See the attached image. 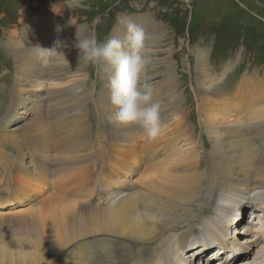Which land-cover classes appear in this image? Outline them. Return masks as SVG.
<instances>
[{
    "label": "bare ground",
    "instance_id": "1",
    "mask_svg": "<svg viewBox=\"0 0 264 264\" xmlns=\"http://www.w3.org/2000/svg\"><path fill=\"white\" fill-rule=\"evenodd\" d=\"M65 3V6L70 7L72 1ZM122 18L124 16L120 20ZM135 19L139 25L145 18L139 20L136 16ZM37 23L40 24L35 28ZM66 27L70 28L69 31L53 17L37 18L24 28L23 34L20 32L22 40L13 31L1 41V47L12 58L16 73V79L7 87V90L13 89L9 108L14 107V110L10 118L15 121L19 114L17 106L21 104L26 108L24 115L30 109L33 113L23 126L27 131L22 130V134L16 133L18 128L0 126V142L11 146L16 154L9 155L18 160L6 172L3 170L5 162L0 160V185L2 183L5 189L10 190L6 200H0V209H6L9 204L31 205L21 211L0 213V264H192L194 261L195 264H233L240 258H247L249 251L253 253L252 259L256 260L255 255L257 259L264 258V201L256 200L264 197L262 80L251 79L253 84L259 82L260 86H255V91L245 87L246 96L242 95L241 103L238 104L223 88L222 83L228 77L226 73L215 77L206 63L207 56L197 53L195 66L201 96L196 101V109L199 112V126L205 132L201 140L203 146H197L196 129L189 123L188 115L181 114V101L175 95L178 82H175L174 63L169 59L172 54H167L170 49H164L165 38L156 37L155 34V38L149 37L146 30L153 26L146 30L142 28L146 44L153 50V55H157L152 64L156 61L166 63L164 74L168 80L165 83L154 82L150 76L147 78L156 86L155 99L161 103V121L165 129L168 128V134L164 131L160 142L162 145L147 149L135 164H129L130 167L121 170L112 164L115 155L111 144L114 142L115 147L130 145L133 137L144 135L140 129L111 123V142L103 134H97L104 139L102 142L97 139L100 146L96 150L97 144L92 143L87 118L84 133L80 134L70 130L64 120L51 112L53 105L59 107L62 103L63 91L45 89V83L67 85L84 75L85 65H78L79 50L75 45L78 42L77 31L81 36L85 33L74 24L67 23ZM38 31L45 36L39 37L41 44L36 45V55L27 45L31 46L32 38L28 33L35 34ZM54 35L61 40L58 46L50 45ZM114 35L119 39L118 31L111 38ZM125 36L126 24L120 40H124ZM54 49L63 53L68 62L57 57L55 51H51ZM164 54H167L166 61L158 58ZM111 71L108 70L107 79ZM35 85L41 89H36ZM238 85L234 94L240 96L245 91L238 89ZM107 88L102 86L91 99L100 112V116L96 112L100 120L108 119L115 110L111 105L110 88ZM18 90L21 92H16ZM76 94L75 85L71 96ZM4 101H8V98ZM88 101L89 97L85 102ZM167 107L172 108L169 111ZM68 109L61 107V114ZM86 109L87 106L81 107L83 113H88ZM2 112L5 113L4 110ZM202 112L205 113V121H200ZM246 114L250 116L247 122ZM205 140L208 147L205 146ZM177 144L188 147L184 158H175ZM194 148H199L200 153L205 149L206 162L201 163L199 152L191 154ZM95 151L99 152L96 160ZM72 159L82 160L75 162ZM88 163L93 164V170L98 171V175L96 179L88 177L82 185L78 191L82 199L70 202L71 198H67L69 194L63 191L58 196L50 195L40 200L37 193L31 192V182H35L33 187L40 184L43 187L44 182L55 180L63 172L73 170L75 174ZM12 173L16 177L13 178ZM131 173H138V178L129 185L123 181ZM211 182L222 189L217 205V208H221L216 211L217 214H213L215 202L206 199L207 207L214 206L208 214L213 217L202 228L200 224L197 226L200 204L206 197L201 189ZM215 189L214 198L219 192L217 187ZM239 190H245L250 197L238 198L236 194ZM243 205L252 210L248 215L249 226L243 233L249 237L240 240L238 226L245 219L244 214L249 212ZM193 226H197L193 231H200L201 228L207 231L212 242L204 241V236L191 239L189 232ZM174 235L176 238L172 239ZM166 237L175 247V253L172 254L174 260L171 262L167 261V256L158 260L157 255ZM242 241H245L244 246ZM259 248L261 256L258 255ZM208 254L212 257L207 261ZM232 254H235L233 260L230 259ZM215 256L216 261L212 259Z\"/></svg>",
    "mask_w": 264,
    "mask_h": 264
},
{
    "label": "rangeland",
    "instance_id": "2",
    "mask_svg": "<svg viewBox=\"0 0 264 264\" xmlns=\"http://www.w3.org/2000/svg\"><path fill=\"white\" fill-rule=\"evenodd\" d=\"M67 1L72 0H0V85H2V88L0 87V102H3L0 105V126L3 128H6L5 126L15 127L18 128L15 130L16 133L22 134V130L27 131L23 126L27 123L29 119L28 117H30L33 112L30 109L29 112L24 115L23 112L26 108L24 104H21L17 106L19 114L17 113L18 116L15 121L10 118L14 110V107L9 108V102L11 99L10 94H12L13 89H7L16 79V73L14 72L12 58L7 50L1 47V41L10 33H13V31L15 35L19 34V40H22L23 35H20V32L23 34L24 28L33 24L37 18L53 17L55 21L61 23L62 26L65 27L66 31H69L70 29L69 27H66V24L69 23V20L71 19L75 23L74 25L80 27V30L85 33L84 36L79 34L82 39L89 35H95L97 39L101 41L111 38L116 31H118L119 35L117 36H119L120 39L123 35V26L125 24L127 25L128 22L133 21L132 23L138 25L135 17L137 16L139 20L145 18L138 26L144 29L153 26L151 29H145L149 34V37H154V34L159 38L163 36L166 42V47L164 49H170L167 54H172L169 59L174 63L175 82H178L175 95L181 101V114L188 115L189 123L196 129L197 134H195V137L197 139V146H203L201 140L202 137H205L204 130L199 126V112L196 109V101L197 99H200L201 96V87L198 83V75L195 66V57L197 53L200 52L207 56L206 63L209 65L215 77L221 73H226L228 77L222 83L223 88L227 93H230L231 99L238 104L241 103L242 95L246 96V88L250 91H255L260 86L259 82L253 84V82L250 81L251 79L255 80V78H260L262 80L261 82L264 83V0H256L261 5H258L255 0H80V3L83 6L72 8L65 6V2ZM122 16H124V18L120 20V17ZM125 17L127 18L125 19ZM116 22L119 23L116 24ZM39 24L40 23H37L35 28H38ZM52 33L54 32L52 31ZM28 34L32 38L31 46L27 45V47L29 50H34L35 54L38 55V47L36 45L41 44L39 37L45 35L41 31H38L35 34H30L29 32ZM113 38H115V35ZM60 43L61 40L58 36H52L50 45L58 46ZM167 54L158 56V58L165 59ZM155 56L157 55L154 54L153 59ZM165 66L166 63H157L156 61L149 66L147 77L150 76L154 82L165 83V81L168 80L166 74H164L167 69H164ZM107 72L98 71L90 65H85L83 69L84 75L72 83L57 86L55 82L45 83V89L53 88L57 91H63L62 103L59 107L53 105L54 109H52L51 112L64 120L66 126L70 130L80 134L84 133L85 119L87 118L91 127L93 140L91 141L93 144H97V139H100L101 142L104 139L103 137L99 138L97 134H103L108 142H111L110 135L112 124L109 122V119L100 120L98 118L97 113L100 116V112L96 105H93L91 101L95 91L101 90L100 88H102V86H107V89H109ZM247 80H249V82L246 83L245 86H242ZM75 85L77 86V94L71 96ZM237 85L238 89L242 88V91H245L243 94L241 92L240 96L234 94V89ZM255 86H257V88ZM35 88L41 89L39 85H35ZM16 92H21V90ZM198 92H200V95ZM6 97L8 98V101H4ZM87 97H89L88 103L85 102ZM199 103L200 102H198V104ZM5 104H8V106L6 107ZM169 104L170 102L166 105ZM63 106L68 107L69 109L64 114H61V107ZM82 106H87L86 110L88 113H83L81 111ZM77 108H79L78 111H76ZM171 108L172 107H167L169 111ZM2 110H4L5 113H3ZM248 118L250 119V116L246 114V122L249 121ZM205 119V113L202 112L200 114V121H205ZM179 126L180 125L178 124V127ZM167 129H165L166 134H168ZM246 132L249 133L250 131ZM162 140L163 135L150 142L145 135L140 138L138 135L133 137V143L128 146L115 147L113 142L111 144V149H113L115 156L112 160V164H115L121 170L127 169V166H129V164H135L147 149L158 148V146L162 145V143H160ZM204 142L205 146L208 147L206 140ZM0 145V160L5 162L3 170L6 172L7 169L9 167L11 168L13 164H16L18 160H16V158L13 159V157L9 155L16 154V151L11 146L2 145L1 142ZM98 145L99 144L95 146L96 150L99 149ZM175 149V158H184V155L189 151L187 150V146H180V144H177ZM197 152H199L201 163L206 162L207 158L205 149L201 153L199 148L191 150V154L193 155ZM98 155L99 152L95 151V160ZM202 156L205 157L202 158ZM72 160L75 162H81L82 159ZM63 173L64 174H61L60 177L55 178V180L44 182L43 187L40 186L41 184L33 187V183L35 182H31V192L33 194L37 193L40 197L39 199L42 200L50 195L58 196L59 193L64 191L69 194L67 198H71L70 202H75L78 199H82V196L78 191L82 185L85 184L88 177L92 176L96 179L98 175V171L95 169L93 170V164L91 163L85 165V168L75 172V174L73 170ZM12 177L14 178L16 176L12 173ZM137 178L138 173H131V176H127L123 182H127L130 185L134 183ZM216 187L219 192L214 198L213 193L216 192ZM201 190L206 197H203L202 203L200 202L197 226L200 224L199 226H202L203 228L205 223L209 222L207 220L210 217H213L212 215H208L211 213L213 204L207 207L205 201L208 199L213 203L215 202V208L213 206L215 212L213 211V214H217L216 211L221 208V206L217 208V205H219V198L222 189L220 186L212 185L211 182L203 186ZM8 193H10V190L5 189V186L1 183L0 200L4 202ZM236 195L238 198H245L248 196V192L245 190H239V193ZM226 200L221 202L225 203ZM256 200L264 201V197H262V199L256 198ZM243 206L245 207L246 205ZM30 207L31 205L29 204L21 206L9 204L6 209H0V213L16 212ZM263 208L264 204L262 205V209ZM245 209H248L249 212H246L244 216L243 214L241 215L243 218L246 217L242 220V224L238 226L239 237H241L239 238L240 240L249 237V235L244 236L243 233H246V227L249 226L248 221L250 220V217L248 215L252 209L247 207H245ZM214 219L217 218L214 217ZM237 224L238 223L235 225ZM197 226H193L190 230L189 237L191 239H196L204 236V241H211L207 231L202 228L199 229L200 231H193ZM247 233H249V231H247ZM171 238H176V235ZM170 241L171 240H168V237L164 238L163 242L165 243L157 252L158 260H161L163 256H167L169 258L167 261L169 262L174 260V255L172 254L175 253V247L170 244ZM242 242V246H244L245 241ZM168 243L170 245H166ZM247 253L250 254L247 258H240L233 264H238L242 261H246L248 264H264V258L260 260L257 259L258 256L255 255V260L251 258L253 255L252 251ZM258 255L261 256L260 248ZM211 257L212 255L208 254L206 258L207 261ZM234 258L235 257H233V259ZM212 259L216 261V256ZM246 262L243 264H246ZM195 263V261L192 262V264ZM222 264L230 263L226 262Z\"/></svg>",
    "mask_w": 264,
    "mask_h": 264
},
{
    "label": "clouds",
    "instance_id": "3",
    "mask_svg": "<svg viewBox=\"0 0 264 264\" xmlns=\"http://www.w3.org/2000/svg\"><path fill=\"white\" fill-rule=\"evenodd\" d=\"M82 6L80 0H72L70 4V7ZM69 23L75 24L71 19ZM76 35L78 65H90L102 72L112 70L108 86L115 110L110 114L109 122L132 125L140 129L149 141L163 135L165 125L160 116L161 103L155 99V84L147 78L148 68L153 62V50L146 44L144 30L128 22L124 40L107 38L101 41L95 35L82 39L79 31ZM51 51L66 60L63 53L55 49Z\"/></svg>",
    "mask_w": 264,
    "mask_h": 264
},
{
    "label": "water",
    "instance_id": "4",
    "mask_svg": "<svg viewBox=\"0 0 264 264\" xmlns=\"http://www.w3.org/2000/svg\"><path fill=\"white\" fill-rule=\"evenodd\" d=\"M255 2H256L258 5H261V4H259L256 0H255Z\"/></svg>",
    "mask_w": 264,
    "mask_h": 264
}]
</instances>
